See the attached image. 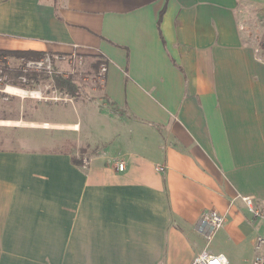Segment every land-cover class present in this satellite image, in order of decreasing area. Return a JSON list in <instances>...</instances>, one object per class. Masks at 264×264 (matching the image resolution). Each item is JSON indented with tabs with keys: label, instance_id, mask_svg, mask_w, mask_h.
<instances>
[{
	"label": "crops",
	"instance_id": "crops-1",
	"mask_svg": "<svg viewBox=\"0 0 264 264\" xmlns=\"http://www.w3.org/2000/svg\"><path fill=\"white\" fill-rule=\"evenodd\" d=\"M76 50L102 95L0 119V264H192L264 199V0H0V51Z\"/></svg>",
	"mask_w": 264,
	"mask_h": 264
},
{
	"label": "rangeland",
	"instance_id": "rangeland-1",
	"mask_svg": "<svg viewBox=\"0 0 264 264\" xmlns=\"http://www.w3.org/2000/svg\"><path fill=\"white\" fill-rule=\"evenodd\" d=\"M1 54L0 61V119H16L20 111V101L22 97H14L15 95L7 90L8 87H22L21 85L14 84V81H20L26 83L23 79L27 77L26 73L38 74L37 83H34L35 79H31L33 83L32 87L27 85L24 87L26 90H39L40 94L45 98H37L29 95L25 97H31L33 103L38 102L44 103L38 105V110L35 111V115L39 120H45L47 118H55V113L52 114L51 102H64L63 98L71 97L69 94L60 91L55 87V84L49 75L43 73L42 71L30 70L33 65L30 64V60L16 59L11 55ZM58 55L62 59L57 57L53 59L52 68L55 73H60L62 75L74 76L79 85V93L77 97H84L87 99L95 98L102 95L101 89V75L100 67L96 70L94 67L96 64L99 65L100 61L96 54H85L83 51L76 50L70 54H57L47 52L45 55ZM92 61L89 57H92ZM37 60V59H33ZM30 61V62H29ZM28 62V63H27ZM23 67H29L27 70L23 71ZM19 70L22 72L15 78L12 74ZM27 71V72H26ZM25 75V77H21ZM54 75V74H53ZM28 80V79H27ZM25 95V94H22ZM59 96L62 99L55 100L52 97ZM27 102H30L27 100ZM99 103V99L94 101ZM36 108V105H34ZM66 112H62L59 117L63 115L71 114L73 118L78 120V111L72 108L71 104ZM53 108V107H52ZM27 117L31 114V109L26 108ZM58 112H56L57 115ZM20 115V114H19ZM83 117V116H82ZM15 121L13 120L12 123ZM98 126H94L97 129ZM99 130V129H98ZM84 132V133H83ZM83 139L85 138V130L82 131ZM16 137H20V134L16 133L14 129H0V140L9 147L16 146ZM41 138H44L41 136ZM3 143V142H2ZM104 149L103 146L99 148ZM254 211H259L264 213V199L261 202H256L254 204ZM234 226L232 227V222ZM259 236H264V225L261 215H256L255 212L251 211L246 204L239 206L237 216L229 215L227 221L224 222L222 227H220L213 238L211 239L209 246L207 247L214 254H222L228 258L229 264H254L257 252H256V241ZM202 245L204 248L207 246V240L202 239Z\"/></svg>",
	"mask_w": 264,
	"mask_h": 264
},
{
	"label": "built area",
	"instance_id": "built-area-1",
	"mask_svg": "<svg viewBox=\"0 0 264 264\" xmlns=\"http://www.w3.org/2000/svg\"><path fill=\"white\" fill-rule=\"evenodd\" d=\"M56 57L58 59H62L58 55L52 56L50 54H47L38 60H30L31 62L30 61L29 62L31 65H33V68H30V70H28V71H31V70L39 71L40 70L52 78L53 74H55V71L52 68V64H53V59H55ZM1 59L2 58H1V54H0V61H1ZM28 68L29 67H27V68L23 67V71L27 70ZM106 69H107L106 64H103L101 67V71L105 72ZM65 76H67V75H65ZM21 77H25V75H22ZM23 80L25 82L26 81L28 82L26 77ZM24 87H26V86H22V87L16 86L14 88L23 91L25 95L30 94V96H32V97L49 99L47 97H42L40 95L42 92L39 90L34 89V90L29 91V90H26ZM52 98L55 100L62 99L59 96H55ZM69 99H70L69 97L63 98V100H69ZM116 165H117L116 167L119 171H124L126 168V163L124 161H119V162H117ZM165 169H166V166L163 164H157L156 165L157 171L163 172V171H165ZM243 200L246 202L247 206L249 207V209L251 211L255 212L256 215H261L262 220H263V225H264V213H261L259 211H254L253 199L249 196H246V197H243ZM225 219H226V216L224 214H221L215 208L211 209L209 212L205 213L202 216V218H200V221L198 223V229L200 232H202L205 239L207 240V247L209 246V243H210L211 239L213 238L214 234L216 233V231L220 227H222V225L224 224ZM255 246H256L257 255L255 258L254 264H264V236L258 237ZM207 247L195 257L192 264H229V261L224 254H214Z\"/></svg>",
	"mask_w": 264,
	"mask_h": 264
},
{
	"label": "trees",
	"instance_id": "trees-1",
	"mask_svg": "<svg viewBox=\"0 0 264 264\" xmlns=\"http://www.w3.org/2000/svg\"><path fill=\"white\" fill-rule=\"evenodd\" d=\"M0 53L2 54H8L13 56L16 59H23V60H33V59H40L43 56H45V52H41V51H0ZM100 61L99 65L96 64L94 67L97 69H99V67H101L102 63L105 61L104 59L101 58V56L97 57ZM22 72L19 70H16L12 75L17 78L18 75H21ZM27 75V79L28 82L27 83H22L20 81H14V84L17 85H22V86H33L31 79H35L34 83H37L36 80H38V74L35 73H26ZM55 84V87L57 89H59L60 91H63L71 96H77V94L79 93V85L76 81V78L74 76H65L59 73H55L52 78H51ZM75 160V159H74ZM76 162H78L79 160H75Z\"/></svg>",
	"mask_w": 264,
	"mask_h": 264
},
{
	"label": "bare ground",
	"instance_id": "bare-ground-1",
	"mask_svg": "<svg viewBox=\"0 0 264 264\" xmlns=\"http://www.w3.org/2000/svg\"><path fill=\"white\" fill-rule=\"evenodd\" d=\"M7 90H8L9 92H11V93H14V94H15V93H17V94H24L23 91L18 90V89H15V88H12V87H8Z\"/></svg>",
	"mask_w": 264,
	"mask_h": 264
}]
</instances>
